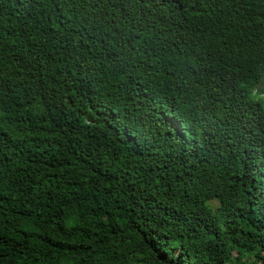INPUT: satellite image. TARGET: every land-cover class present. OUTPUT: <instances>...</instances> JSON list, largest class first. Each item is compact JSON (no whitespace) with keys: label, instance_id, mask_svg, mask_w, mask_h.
<instances>
[{"label":"trees","instance_id":"obj_1","mask_svg":"<svg viewBox=\"0 0 264 264\" xmlns=\"http://www.w3.org/2000/svg\"><path fill=\"white\" fill-rule=\"evenodd\" d=\"M264 0H0V264H264Z\"/></svg>","mask_w":264,"mask_h":264},{"label":"rangeland","instance_id":"obj_2","mask_svg":"<svg viewBox=\"0 0 264 264\" xmlns=\"http://www.w3.org/2000/svg\"><path fill=\"white\" fill-rule=\"evenodd\" d=\"M261 85H262V87H264V78H263V81H262V84Z\"/></svg>","mask_w":264,"mask_h":264}]
</instances>
